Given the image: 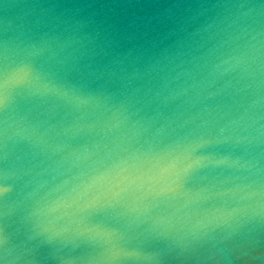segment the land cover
I'll return each mask as SVG.
<instances>
[{"label": "water", "instance_id": "water-1", "mask_svg": "<svg viewBox=\"0 0 264 264\" xmlns=\"http://www.w3.org/2000/svg\"><path fill=\"white\" fill-rule=\"evenodd\" d=\"M258 31H264V0H0V69L23 60L51 85L77 90L102 111L134 112L147 129L144 143L169 122L199 111L209 61L231 54ZM236 78L231 73L216 80L212 90L225 89L218 99L237 114L247 109L264 116V108L250 107L254 89L242 94L243 107L236 104L241 97L227 87ZM9 91L14 102L0 105V178L7 172L12 188L0 197V241L8 237L6 245L0 242V264H88L98 250L33 239L25 219V185L60 159L37 141L66 123L64 112L13 85ZM260 125L264 119L253 129ZM234 151L264 166V137ZM245 176L244 183L257 180ZM259 179L264 183V174ZM256 199H210L190 223L149 237L143 251L153 257L150 264H264V209L256 208ZM235 209L241 210L238 220L228 216ZM195 219L214 226L193 228Z\"/></svg>", "mask_w": 264, "mask_h": 264}, {"label": "clouds", "instance_id": "clouds-1", "mask_svg": "<svg viewBox=\"0 0 264 264\" xmlns=\"http://www.w3.org/2000/svg\"><path fill=\"white\" fill-rule=\"evenodd\" d=\"M206 71L209 78L200 92L203 107L169 122L153 139L141 143L147 129L134 119V112L102 111L103 106L77 90L51 85L30 63L5 64L0 69V105L7 108L14 102L9 91L13 85L40 104H56L66 121L44 134L48 140L41 136L37 141L60 159L25 185V219L32 238L98 250L88 264H150L153 257L143 251L145 241L169 232L180 221L190 223L210 199L256 197V208L264 209V183L259 179L264 166L259 158L245 159L234 151L239 145L261 142L264 125L254 129L253 125L264 116L251 115L247 109L237 114L234 105L218 99L225 89L212 90L219 77L238 73L227 86L241 97L236 104L243 107L242 94L254 89L256 99L250 107L264 108V31L231 54L209 61ZM245 173L257 180L244 183ZM0 179V197L6 198L12 191L7 172ZM239 211L228 216L238 220ZM211 226L214 222L204 219H195L192 225ZM0 242L6 245L7 235Z\"/></svg>", "mask_w": 264, "mask_h": 264}]
</instances>
